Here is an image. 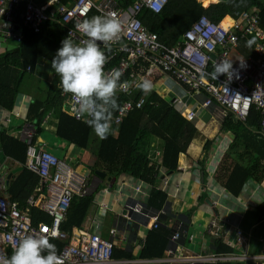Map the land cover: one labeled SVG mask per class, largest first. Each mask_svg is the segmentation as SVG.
Returning <instances> with one entry per match:
<instances>
[{
    "label": "built area",
    "instance_id": "obj_1",
    "mask_svg": "<svg viewBox=\"0 0 264 264\" xmlns=\"http://www.w3.org/2000/svg\"><path fill=\"white\" fill-rule=\"evenodd\" d=\"M167 3L168 0H133L123 7L116 0H0V17L4 21L0 31L5 36H14L17 41L20 40V35L14 31L16 25L12 24L14 15L22 20V27L34 32H40L45 22L54 18L65 29L66 35L69 29L75 33L74 25L78 20L93 15H112L118 19L121 32L111 42V52L107 55L104 70L110 74L112 70L118 69L121 73L120 82H127V87L117 89V95L123 94L127 98L112 116L114 125H118L130 110L144 104V98L134 99L132 95L138 90L136 84L140 77L137 70H141L145 63L148 68L146 75L157 70L185 88L174 97L172 103L181 108V114L186 120L191 121L196 115L193 110L187 109L184 100L197 92L202 96L201 107L216 106L238 121H245L252 108L258 111L261 117L260 134L264 138V30L259 26L258 10L252 8L243 11L237 19H230L227 24H223L222 20L212 22L206 16H200L174 46H166L159 41L154 31L143 25L138 14L142 9L158 13ZM6 26L9 28L3 31L1 28ZM75 36L79 34L75 33ZM221 60L231 61L232 70L230 74H219L213 79L207 73L213 71L214 65ZM27 70H30V66H27ZM60 88V95L67 100L69 113L74 119L86 122L76 111L78 101L70 93L64 92L61 85ZM19 133L26 145L25 166L40 177L45 189V195L38 204L32 197L27 200V204L47 214L49 222L34 224L27 209L20 210L15 202L7 201L0 193V257L10 256L18 240L29 234L45 235L60 241L69 239L57 252L59 264H115L112 259L114 228L109 230V239L102 238L97 231H79L69 237L60 230L72 196L88 194L87 176L79 174L69 161L57 158L44 149L45 144H33L32 127H23ZM5 189L6 184L0 178V191ZM124 209L126 212L123 217L127 225L133 223L132 215L144 221L152 220L148 229L159 225L158 214L144 210L139 199H132L125 204ZM182 225L184 227L180 222L178 230L171 234V243L176 244L181 236L187 237ZM235 233L236 248L247 246L248 235H244L240 229H236ZM191 238L192 235H189V240ZM235 261L258 264V261H264V255L214 251L182 255L169 250L165 259L150 262L206 264Z\"/></svg>",
    "mask_w": 264,
    "mask_h": 264
},
{
    "label": "trees",
    "instance_id": "obj_2",
    "mask_svg": "<svg viewBox=\"0 0 264 264\" xmlns=\"http://www.w3.org/2000/svg\"><path fill=\"white\" fill-rule=\"evenodd\" d=\"M117 1L122 6L133 2V0ZM215 1L203 0V5L207 6ZM249 8L258 10L259 26L264 30V0H219L207 8H203L196 0H168L160 12L153 13L143 9L138 17L144 26H149L158 35L162 42L172 45L200 16H206L212 22H219L225 17L237 19ZM16 16L14 15L12 24L22 26V20ZM20 36L21 39L16 46L0 52V109L11 111L20 96L23 94L31 96L32 101L27 108L25 122L34 129L33 144L40 146L44 143L42 140L45 132L55 134L57 139L65 144V149L75 147L90 152L95 158L92 170L97 169L104 172L106 177L116 179L121 174H126L148 184L151 187L147 199L148 207L156 211L162 209L167 195L154 187L158 167L163 166L168 171L177 170L180 154L186 152L196 134L195 123L185 120L171 100L165 99L154 90L145 94L138 89L132 98L142 97L144 104L138 109L130 110L118 125H114L111 119L110 134L107 138L100 139L86 122L74 119L69 113L66 109V99L60 96V87L54 81L38 79L40 74L34 71L36 62L40 58L50 64L60 47L61 40L66 36L65 29L52 18L45 22L40 32L22 27ZM110 52L111 50H105L106 55ZM28 65L31 66V70L26 71ZM28 78L33 79L35 85L25 84ZM126 98L127 96L123 94L117 95L118 106L113 110L112 116ZM260 118L259 112L252 108L243 122L234 119L230 113L225 115L222 122V128L231 132L247 147L244 153L245 159L232 165L225 177L224 187L234 196L240 193L248 180L260 181L264 177V139L260 134ZM44 119L47 120L46 124L53 128L52 130L45 127ZM12 131L0 129V156L19 162L23 168L8 181L9 198L18 201L20 210L27 209L34 224L49 222L47 214L38 207L26 203L41 180L25 166L26 145L18 139V132ZM154 140L159 141L161 148V157L157 163L154 162L150 152L154 147L152 145ZM63 150L54 155L66 159ZM225 169L222 167V170ZM92 199L93 195H73L60 230L69 232L73 223L79 227ZM254 217L258 222L264 220V203L257 205ZM167 237L168 231L161 225L148 231L140 257H162ZM217 237H214V252L234 251L233 247L224 244L222 239ZM112 254V258H131L130 254L118 251L116 247L113 248Z\"/></svg>",
    "mask_w": 264,
    "mask_h": 264
},
{
    "label": "crops",
    "instance_id": "obj_3",
    "mask_svg": "<svg viewBox=\"0 0 264 264\" xmlns=\"http://www.w3.org/2000/svg\"><path fill=\"white\" fill-rule=\"evenodd\" d=\"M196 1L199 2L203 8H207L209 5L219 0L209 3L207 6L203 5V0ZM226 18L227 17L223 18L222 22ZM146 27L151 29L149 26ZM181 37L182 34L176 41L180 40ZM159 41L166 46H174L176 44V41L172 45H167L160 39ZM43 61L44 59L40 58L37 62ZM42 64L43 73L41 74L45 75L47 78L48 75H50L47 72L49 66L45 62ZM147 71V67H142L141 70H137V74L140 78L144 77L151 80L153 83L152 90L165 99H167L166 96L169 94H162L163 80L167 79L168 82L171 83V89L169 90L172 91L173 95H179L184 91L182 86L162 73H159L157 70L146 75ZM45 72H47V74H44ZM201 100L202 96L197 92H194L188 100L191 101V107H189V109L196 113L194 122L197 131L186 152L180 154L177 170L168 171L165 167L159 166L155 175L156 181L154 187L164 191L167 195L166 202L162 209L156 211L148 207L147 199L149 191L151 190L148 184L132 178L129 175L121 174L115 182L109 186V184H111V179L98 178V181L95 183L94 179H96V176L93 173L91 174L90 180L87 182L88 194H86L93 195L92 203L87 208L86 213L83 214L80 226L77 227L76 223H73L71 224L70 231L64 232L71 237L79 231H97L102 238L109 239V230L114 228V247H116L118 251L127 252L131 255V258H112L116 262L115 264H154L150 261L154 259H165L169 255V250L176 251L177 253L180 252L182 255L199 254L202 251H214V239L217 236V238L222 239L224 244L234 248L233 252L228 253L254 256L264 255V220L258 222L254 217L257 205L261 204L257 203V197L264 193V177L260 181L248 180L237 196L231 194L224 187L227 171L232 165L240 162L241 159H245L244 153L247 147L240 140H237L231 132L222 128V122L226 114L216 106H210L209 108L201 107ZM31 101V96L23 94L20 96L16 106L11 112L0 109V129L5 128L8 132L10 130H13L12 132H18V139L22 141L19 130L23 127L31 129V126L25 122L27 108ZM195 107H199L198 110L195 109ZM11 116H14L16 120L11 122ZM45 127H48L49 130L53 129L47 124H45ZM206 144L209 146L206 147ZM64 145L63 142H59L60 151L65 149ZM152 145H154V147L150 152L154 162L157 163L161 157V148H159L160 143L158 140H154ZM63 151L67 157L66 159H69L72 163L78 161L82 162L84 160L85 163L89 165L94 159L90 152L75 147H67ZM226 162L227 165L225 166ZM222 167L226 169L222 170ZM22 168L23 166L19 162L9 157L0 156V178H2L6 184V189L0 191V193L7 201L15 202L17 205L18 201L10 200L7 188L10 178L22 170ZM14 170L15 172H12ZM88 170L90 169L88 168ZM8 175H10L9 178ZM101 184L104 185L101 187ZM43 195H45V190L42 187L41 181H39V185L36 186L34 192L27 200L32 197L36 204H38ZM134 198L141 201L144 210L151 214H158V224L164 226L168 231L165 250L160 258L140 257L147 232L151 230L148 228L152 220L144 221L143 219H139L136 215H132L133 223L129 225L125 223L123 214H125L126 210L124 206L126 203H130ZM261 198L264 199V197ZM97 206L99 207L100 214H98L99 211H97ZM107 211L111 212L115 218L113 225L108 229L103 227L101 219ZM198 213H202V215H200L202 217L197 218ZM180 221H183L186 225L189 223L186 230L182 225V229L186 231L187 237L181 236L177 243L174 244L169 241V238L174 231L178 230ZM193 221H201L199 224L203 228L200 234L202 243L201 252L199 253H192L186 248L187 242H192L194 240V233H190L189 230V227L194 223ZM236 229H240L244 235H248L249 242L247 246H241L239 249L236 248ZM117 230L119 233L116 235ZM214 232H216L215 238ZM189 235H192L191 240H189ZM49 241L55 244L56 251L59 252L60 249L68 243L69 239L63 241L49 239ZM230 263L254 264L249 261H235ZM161 264H168V262H163ZM258 264H264V261H258Z\"/></svg>",
    "mask_w": 264,
    "mask_h": 264
},
{
    "label": "clouds",
    "instance_id": "obj_4",
    "mask_svg": "<svg viewBox=\"0 0 264 264\" xmlns=\"http://www.w3.org/2000/svg\"><path fill=\"white\" fill-rule=\"evenodd\" d=\"M117 3L119 4L118 1ZM0 25H4L2 19H0ZM7 26L1 29L3 31L7 30L9 28ZM16 27L18 26H15V34L20 35ZM74 29L79 36H75L73 29H69L68 34L61 40L60 47L56 50L50 64L45 59L43 62H36L34 71L39 73L43 68L42 63H47L49 66L47 72L50 74L48 76L51 77L48 81H54L59 87L61 85L64 92L70 93L78 101L76 108L78 115L85 119L100 139H105L111 131L113 110L118 106L117 89L127 87V82H120L121 73L118 69L112 70L110 74L104 70V65L108 60L105 50L111 49V42L120 34L121 25L118 19L112 15H93L78 20L74 25ZM0 38L3 39V43L11 39V43L16 45L20 41H17L14 36H5L2 30L0 31ZM4 50L7 49L1 47L0 42V52ZM230 70H232L231 61L221 60L214 65L213 71L207 73V75L216 79L219 74H230ZM26 71H29L27 67ZM47 72L44 74H47ZM136 87L143 93L148 94L153 88V83L151 80L141 77ZM182 88L185 89L183 86ZM174 97L176 95H173L171 102H173ZM189 99H183L185 105ZM66 109L68 110L67 100ZM187 109H189V106H187ZM178 111L182 116L181 108H178ZM46 122L47 120L44 119L43 123L46 124ZM188 122H194V119ZM63 160L69 161L72 166L69 159ZM94 162L95 158L88 165L91 170H89L87 176L88 180L95 171V169H91ZM261 197H264V193L257 197V203H264V199ZM180 222L184 224L186 230L189 223L186 225L183 221ZM59 260L56 246L49 241L47 236L25 234L18 240L10 256L0 257V264H59Z\"/></svg>",
    "mask_w": 264,
    "mask_h": 264
},
{
    "label": "rangeland",
    "instance_id": "obj_5",
    "mask_svg": "<svg viewBox=\"0 0 264 264\" xmlns=\"http://www.w3.org/2000/svg\"><path fill=\"white\" fill-rule=\"evenodd\" d=\"M228 19V17H227ZM225 20V19H224ZM0 42H1V47L3 48H6V49H11V47H14L16 46L15 43H11V39H8L7 41H5L6 43H3V39L0 38ZM42 70L43 68L40 70V76H36L38 79H41L42 81L46 80L48 81L51 77L48 76L46 78V76L42 75ZM36 82H33V79L31 78H28L27 81L25 82V84H31V85H35ZM163 91H162V94H169L166 96V98L168 100H171L173 98V94H172V91L169 90L171 89V83L168 82V80H163ZM186 105L191 107V101H187L186 102ZM199 107H195V109L198 110ZM16 120V118H14V116H11V122ZM44 140H42L44 143H45V148L48 149L49 152H51L52 154H57L58 152L60 153V149H59V142L60 140L57 139V137L55 136V134L53 133H48V132H45L44 133V137H43ZM72 166L73 168L81 175H84V176H88V173H89V170H88V165L85 163V161L83 160L82 162L78 161V162H73L72 163ZM96 179L95 180V183L98 181V177L96 176L95 177ZM104 184H101V187L103 186ZM97 211L98 214H100V210H99V207L97 206ZM105 211V210H104ZM202 213H198L197 215V218H200L202 216ZM102 219V222H103V227L108 229L111 225H113L114 223V217H113V214L109 211H107V213H104V217L101 218ZM194 222V221H193ZM201 221H198V222H194L193 225H191L189 228L190 230V233H194V240L192 242H187L186 244V248L192 252V253H199L201 252V243H202V238L200 236V234L202 233V226H200ZM117 233H119V231L117 230L116 232V235Z\"/></svg>",
    "mask_w": 264,
    "mask_h": 264
},
{
    "label": "water",
    "instance_id": "obj_6",
    "mask_svg": "<svg viewBox=\"0 0 264 264\" xmlns=\"http://www.w3.org/2000/svg\"><path fill=\"white\" fill-rule=\"evenodd\" d=\"M16 30H18L19 32H21L22 27L18 26V27H16ZM212 57H213V55H212ZM20 169H21V168H20ZM16 170H17V169H16ZM12 172H15V170L12 171ZM94 173H95V175H97V176H98L99 178H101V179H103V178L106 177L105 173H104V172H101V171H99V170H95ZM10 175H11V174H10ZM10 175H8V178L10 177ZM106 178H107V180L111 179V184H109V186H111V185L115 182V180H116V178H109V177H106Z\"/></svg>",
    "mask_w": 264,
    "mask_h": 264
},
{
    "label": "bare ground",
    "instance_id": "obj_7",
    "mask_svg": "<svg viewBox=\"0 0 264 264\" xmlns=\"http://www.w3.org/2000/svg\"><path fill=\"white\" fill-rule=\"evenodd\" d=\"M227 23H229V19H225V20H223V24H227Z\"/></svg>",
    "mask_w": 264,
    "mask_h": 264
}]
</instances>
